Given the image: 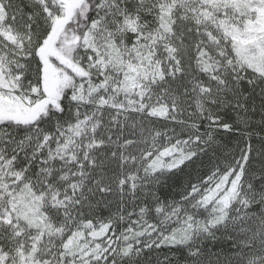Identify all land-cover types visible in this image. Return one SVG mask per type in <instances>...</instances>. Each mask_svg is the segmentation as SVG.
Listing matches in <instances>:
<instances>
[{"label": "snow or ice", "instance_id": "1", "mask_svg": "<svg viewBox=\"0 0 264 264\" xmlns=\"http://www.w3.org/2000/svg\"><path fill=\"white\" fill-rule=\"evenodd\" d=\"M0 264H264V0H0Z\"/></svg>", "mask_w": 264, "mask_h": 264}]
</instances>
